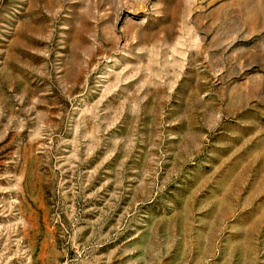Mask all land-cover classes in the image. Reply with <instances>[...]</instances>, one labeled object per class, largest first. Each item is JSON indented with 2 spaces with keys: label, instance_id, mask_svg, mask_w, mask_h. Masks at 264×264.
<instances>
[{
  "label": "rangeland",
  "instance_id": "374dc122",
  "mask_svg": "<svg viewBox=\"0 0 264 264\" xmlns=\"http://www.w3.org/2000/svg\"><path fill=\"white\" fill-rule=\"evenodd\" d=\"M0 264H264V0H0Z\"/></svg>",
  "mask_w": 264,
  "mask_h": 264
}]
</instances>
